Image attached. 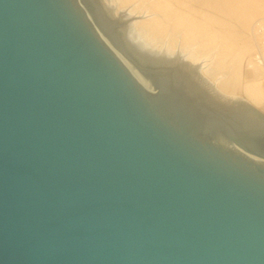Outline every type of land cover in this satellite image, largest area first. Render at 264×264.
<instances>
[{
	"label": "water",
	"instance_id": "1",
	"mask_svg": "<svg viewBox=\"0 0 264 264\" xmlns=\"http://www.w3.org/2000/svg\"><path fill=\"white\" fill-rule=\"evenodd\" d=\"M109 30L0 0V264H264V114L131 72Z\"/></svg>",
	"mask_w": 264,
	"mask_h": 264
},
{
	"label": "bare ground",
	"instance_id": "2",
	"mask_svg": "<svg viewBox=\"0 0 264 264\" xmlns=\"http://www.w3.org/2000/svg\"><path fill=\"white\" fill-rule=\"evenodd\" d=\"M107 1L111 2L110 5H115L121 19L127 23L124 26V34L128 40L127 45L128 42L132 44L131 47L128 45L130 49H134L139 54L143 51L139 50L136 45L148 47L143 52L146 56L139 54L143 60L154 64L170 65L169 67L173 65V82H176L177 86L179 83L175 75L180 77V82L191 86L190 90L195 92V96L199 94V97L202 96L201 99L206 98V103L210 106H219L224 110H229L234 113L233 116L236 117V120L248 122L249 125L262 122L258 114L250 111L247 106L237 103V100H242L239 96L241 94L244 96L243 100L246 103L249 102L250 106L255 109L260 107L264 111V90L260 82L255 81L262 74L264 66L252 63L250 68L245 71H241L239 67V63L246 53L250 54L253 49L254 54L257 50L259 46L257 37L259 38L260 26L264 23V19L259 21L257 27L250 23L252 14L242 21V26L245 25L248 31L247 38L242 42V40L235 39L232 34L233 20L236 19V16L239 17L237 13L234 15L235 11H228V8H234V0ZM261 1L258 0V2ZM140 14L143 15V19H132V16ZM255 15L257 16V14ZM262 17L263 15H261ZM256 19H252L253 22ZM115 36L119 41L121 34L118 33ZM161 42H165L169 47L185 45L183 48L188 51L191 62L184 60L182 55H173L172 52L168 53L165 49L158 52L159 50L152 48L153 45H158ZM113 51L131 72L137 73L114 45ZM212 54L215 58L219 55V58L212 59L207 64L208 66L198 68L192 66L193 61L202 56L210 59ZM222 55H225V58L230 55V64L232 65L230 68L224 63ZM243 77L252 80V82L241 86L240 80ZM203 103L205 104V102Z\"/></svg>",
	"mask_w": 264,
	"mask_h": 264
},
{
	"label": "rangeland",
	"instance_id": "3",
	"mask_svg": "<svg viewBox=\"0 0 264 264\" xmlns=\"http://www.w3.org/2000/svg\"><path fill=\"white\" fill-rule=\"evenodd\" d=\"M90 2L94 5L96 10H100V11L104 12V18H105L106 21L118 22V30H109V32H110V34H111V36L113 38V44L115 45L114 47L116 49L118 48L119 50L118 49L117 50L119 52L121 51L122 53H124V55H123L120 52L121 55L132 65L133 69L135 71H137V73L147 74V75H154V76H160V82L169 84L170 81H172L169 78H171V76H172V78L174 77V73L170 69L171 67H169L168 65H165V64L149 63V61L143 60L140 57V55L146 56V54H143V52H145V49H148V47L144 48V47H141L139 45H136L139 50L143 51V52H140L139 53L140 55H139V54H137L134 51V49H132V50L130 49V47L132 45L131 43L128 42V45L130 47L127 45V41L128 40H127V38H126V36L124 34V26L127 23H124L125 22L124 19L123 20L121 19L120 14L118 13L119 11L116 9L115 5H110L111 2H109L107 0H90ZM231 10L233 12L235 11L234 15H236V13L239 14V17L236 16V19L233 20V24L234 25H233V33L232 34H233L235 39L237 38L238 41L242 40V42H243L247 38L248 31H247V28L245 27V25L242 26V21H245V19H247L252 14V18H250L251 19L250 23L251 24L252 23L255 24L254 26L257 27L259 21L261 19H264V13H263L264 12V0H262L261 2H258V0H249V1H247V0H234V8H232V7L228 8L229 12ZM121 11H123V10H121ZM255 14H257V16ZM261 15H263L262 18H261ZM255 18H257L256 20H258V21L254 20V22H253L252 19H255ZM132 19L141 20V19H143V15L142 14L134 15V16H132ZM230 20H232V18H230ZM259 31H260L259 38L256 36L257 40H258V43H259V46H258V48H257V50L255 51L254 54H253L254 51L252 49L250 54L246 53L243 56L242 61L239 63L240 65L238 64L240 69H241V71L248 70L252 63H256V64H259L261 66L262 65L264 66V46L262 44V42H264V23L261 24ZM118 33L121 34V38H119V41L117 40V38L115 36V34L118 35ZM257 40H256V42H257ZM238 41H237V44L239 43ZM168 47L169 46H167V44L165 42L164 43L161 42L158 45H153L152 48L156 49L157 51L159 50L158 52H161L162 50L165 49V50H167L168 53L172 52L171 54H173V55H182L184 60L191 62V58L188 56V51L185 50V48H183V47H185V45H182V46L181 45H176V46L169 47V48ZM149 52H151V51H149ZM214 58L215 57L213 56V54L211 55L210 59H206L205 56H202L199 59L193 61L192 62V66H194V68H198V67H201V66H206L208 63H210L212 61V59L214 60ZM216 58H219V55ZM222 58L224 60V63L226 65H228V68H230L232 66L230 64V62H231L230 61V55H228L227 58H225V55H222ZM200 62H201V65H199ZM172 67H173V65H172ZM161 69H165V70H168V71L163 72ZM169 71L172 72V75L170 77H169V75H170ZM157 72L159 74H161L162 76L159 75V74H156ZM182 74H184V73H182ZM261 75L258 76L255 79V81L260 82V85L262 86V88L264 90V69H262V74ZM175 76H176V79H177L179 85L177 86L176 82L173 83V85H174L173 89L177 90V91H174V92L182 94V95L186 96L187 98L193 100L189 96L190 94L195 93V92H192L190 90L191 86L189 84L185 83V82H184L185 84L183 82H180L181 81L180 77L178 75H175ZM251 82H252V80H248L247 78L243 77L240 80V85L244 86L245 84H249ZM193 85L196 86L195 84H193ZM185 93H188L189 95H187ZM193 95H195V94H193ZM198 95H196V96L200 99V97H202V96L200 95V97H199ZM239 96H241L240 98H242V99L244 97L241 94H239ZM256 109L264 114V111L260 107H256ZM210 111L213 112L212 110H210ZM241 122L245 126H251V125L248 124V122H245V121H241Z\"/></svg>",
	"mask_w": 264,
	"mask_h": 264
},
{
	"label": "built area",
	"instance_id": "4",
	"mask_svg": "<svg viewBox=\"0 0 264 264\" xmlns=\"http://www.w3.org/2000/svg\"><path fill=\"white\" fill-rule=\"evenodd\" d=\"M263 46H264V42H262Z\"/></svg>",
	"mask_w": 264,
	"mask_h": 264
}]
</instances>
